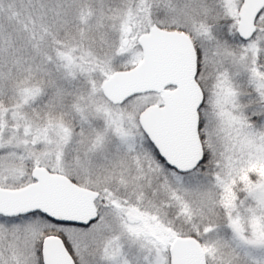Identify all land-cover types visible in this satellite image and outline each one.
I'll list each match as a JSON object with an SVG mask.
<instances>
[{
  "label": "snow or ice",
  "instance_id": "1",
  "mask_svg": "<svg viewBox=\"0 0 264 264\" xmlns=\"http://www.w3.org/2000/svg\"><path fill=\"white\" fill-rule=\"evenodd\" d=\"M0 264H264V0H0Z\"/></svg>",
  "mask_w": 264,
  "mask_h": 264
}]
</instances>
